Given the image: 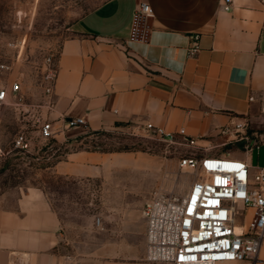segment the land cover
<instances>
[{
    "label": "crops",
    "instance_id": "1",
    "mask_svg": "<svg viewBox=\"0 0 264 264\" xmlns=\"http://www.w3.org/2000/svg\"><path fill=\"white\" fill-rule=\"evenodd\" d=\"M140 3L153 15L141 23L143 38L131 40ZM55 63L45 117L56 127L75 117L86 123L65 127L56 141L68 149L38 182L0 200V264H66L67 255L75 264H170L147 260L143 215L155 192L176 185L168 158L88 140L103 131L145 134L152 122L185 128L196 140L191 152H229L212 149L226 143L222 127L233 116L255 122L264 93V3L232 0L225 10L224 0H106L72 23Z\"/></svg>",
    "mask_w": 264,
    "mask_h": 264
},
{
    "label": "built area",
    "instance_id": "2",
    "mask_svg": "<svg viewBox=\"0 0 264 264\" xmlns=\"http://www.w3.org/2000/svg\"><path fill=\"white\" fill-rule=\"evenodd\" d=\"M264 3V0H259ZM232 0H224V9H231ZM149 4L140 3L134 11L131 40L143 38L140 28L144 18L152 17ZM198 36L193 37L189 52L199 51ZM56 56L48 58L44 74L45 94L54 91L57 78ZM5 65L0 64V70ZM19 81L9 86L0 83V106L18 98ZM254 96L249 101H255ZM259 116L264 117V93L259 98ZM38 134L46 141L56 140L65 127L84 125L83 118L63 119L64 126H55L46 117L39 116ZM145 134L128 133L157 139L168 146L179 145L197 149L196 140L188 137L185 128L177 131L147 122ZM220 134L227 143L238 144L244 156L230 152L201 154L189 152L180 157L178 166L192 176L189 188L184 192L174 189L155 192L145 204L143 215L147 221L146 258L151 262L170 264H257L264 249V166L254 167L248 156L264 146V127L254 125L252 115L233 116L222 127ZM15 149L29 152L31 142L25 133L13 141ZM250 211L247 219L246 213ZM245 223L239 222V216ZM96 226L101 228L100 217ZM242 230H237V224ZM261 261V260H260ZM66 264H75L70 255Z\"/></svg>",
    "mask_w": 264,
    "mask_h": 264
},
{
    "label": "rangeland",
    "instance_id": "3",
    "mask_svg": "<svg viewBox=\"0 0 264 264\" xmlns=\"http://www.w3.org/2000/svg\"><path fill=\"white\" fill-rule=\"evenodd\" d=\"M106 0H0V83L9 86L19 81L17 99L0 106V200L25 186L39 181V170L59 158L68 148L63 142L46 141L38 134L39 116L45 117L46 94L44 74L48 58L57 56L62 41L69 35L72 23ZM254 125L264 127V117L257 115ZM25 133L31 142L29 152L14 148L15 137ZM89 147L100 150L148 151L162 153L169 160L170 172L176 174L171 189L184 193L192 179L178 166L179 158L190 148L165 143L145 136L101 132L88 140ZM212 149L226 150L244 156L235 143H221ZM256 168L264 166V146L248 156ZM172 162V163H171ZM43 176H41L42 178ZM250 215L246 213L245 219ZM242 215L239 222L245 223ZM238 228L242 225L237 224Z\"/></svg>",
    "mask_w": 264,
    "mask_h": 264
},
{
    "label": "bare ground",
    "instance_id": "4",
    "mask_svg": "<svg viewBox=\"0 0 264 264\" xmlns=\"http://www.w3.org/2000/svg\"><path fill=\"white\" fill-rule=\"evenodd\" d=\"M237 230H238V231H241V230H242V228L240 229V228H238V226H237Z\"/></svg>",
    "mask_w": 264,
    "mask_h": 264
},
{
    "label": "trees",
    "instance_id": "5",
    "mask_svg": "<svg viewBox=\"0 0 264 264\" xmlns=\"http://www.w3.org/2000/svg\"><path fill=\"white\" fill-rule=\"evenodd\" d=\"M88 145H90V144H88Z\"/></svg>",
    "mask_w": 264,
    "mask_h": 264
}]
</instances>
